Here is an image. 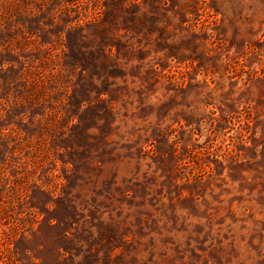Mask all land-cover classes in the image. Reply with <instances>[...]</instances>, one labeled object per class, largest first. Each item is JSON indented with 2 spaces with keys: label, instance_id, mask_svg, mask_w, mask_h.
Instances as JSON below:
<instances>
[{
  "label": "rangeland",
  "instance_id": "obj_1",
  "mask_svg": "<svg viewBox=\"0 0 264 264\" xmlns=\"http://www.w3.org/2000/svg\"><path fill=\"white\" fill-rule=\"evenodd\" d=\"M0 264H264V0H0Z\"/></svg>",
  "mask_w": 264,
  "mask_h": 264
}]
</instances>
